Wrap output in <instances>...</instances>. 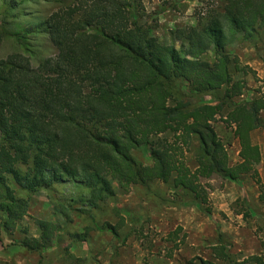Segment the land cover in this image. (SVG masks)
Returning a JSON list of instances; mask_svg holds the SVG:
<instances>
[{"label": "trees", "instance_id": "16d2710c", "mask_svg": "<svg viewBox=\"0 0 264 264\" xmlns=\"http://www.w3.org/2000/svg\"><path fill=\"white\" fill-rule=\"evenodd\" d=\"M22 1L3 5L14 9ZM139 8L140 0H71L42 23L12 33L18 48L0 59V242L12 238L40 192L66 223L76 214L118 241V225L95 219L100 206L115 198L114 184L126 192L159 182L183 204L203 206V179L236 182L249 175L264 200L252 164L259 147L251 141L261 127L264 93L236 100L244 87L233 78L236 61L227 53L238 38L263 39L264 0H223L207 8L195 27L172 31L171 43L139 22ZM5 34L0 30V37ZM38 34L55 53L35 60L30 37ZM197 96L214 103L195 102ZM217 117L234 127L240 148L234 165L217 133ZM143 147L150 165L131 155ZM193 149L192 169L186 155ZM35 224L37 236L10 243L42 264L63 226ZM211 251L212 260L169 264H263L257 256L235 259L222 242Z\"/></svg>", "mask_w": 264, "mask_h": 264}, {"label": "rangeland", "instance_id": "374dc122", "mask_svg": "<svg viewBox=\"0 0 264 264\" xmlns=\"http://www.w3.org/2000/svg\"><path fill=\"white\" fill-rule=\"evenodd\" d=\"M4 1L17 3L20 0H0V30L7 33L0 37V59L17 50L11 37L17 27L40 24L71 0H25L14 9L4 6ZM222 3L223 0H140L137 16L140 23L150 27L158 40L171 43L172 31L195 27L207 8L218 7ZM30 42L34 45L35 60L55 53L44 34L31 36ZM175 46L179 48L178 43ZM227 53L236 61L231 65L232 76L244 87L236 100H248L263 94L264 37L255 42L238 38L227 48ZM211 56L208 53L204 58L210 60ZM194 101L214 103L211 98L202 96L195 97ZM260 118L261 127L251 133L252 143L259 147V154L252 164L264 186V110L260 112ZM215 127L226 147L229 164L240 162L234 127L224 123L220 117H217ZM147 151L148 148L143 147L132 151L131 155L138 162L150 165ZM195 153L193 149L186 155V162L192 169ZM202 184L208 194V202L203 206L183 204L171 188L159 182L145 187L133 186L126 192L114 184L115 198L100 206L95 219L97 224L109 222L118 225L119 241L95 230L87 218L76 214L72 223H66L46 193H36L32 196L29 213L19 223L12 238L3 237V243L12 245V239L17 241L37 236L35 222L44 220L61 224L63 229L42 264H169L177 259L212 260L211 247L218 242L229 245L237 260L257 256L264 264V200L260 198V190L254 180L249 175L236 182L214 176L203 179ZM23 229L28 230L26 235ZM73 234L84 235V241L73 240ZM10 257V260H0V264H15L14 260L25 259V254L15 252ZM38 260L37 255H32L26 264L27 261L37 264Z\"/></svg>", "mask_w": 264, "mask_h": 264}, {"label": "crops", "instance_id": "0c3cea01", "mask_svg": "<svg viewBox=\"0 0 264 264\" xmlns=\"http://www.w3.org/2000/svg\"><path fill=\"white\" fill-rule=\"evenodd\" d=\"M247 65L251 67V65L249 63ZM15 252L21 253L20 248H19L18 245H15V244H13V245H6L3 242H0V260H2V261H4V260L6 261L7 259L10 260V258H11L10 255H12ZM29 257H30L29 255H25V259H23V260L16 259V260H14V262H15V264H26V260ZM27 262H28V264H30L29 261H27Z\"/></svg>", "mask_w": 264, "mask_h": 264}]
</instances>
